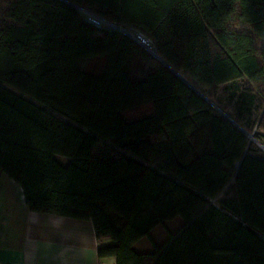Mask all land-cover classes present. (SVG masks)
Returning <instances> with one entry per match:
<instances>
[{
  "label": "trees",
  "instance_id": "1",
  "mask_svg": "<svg viewBox=\"0 0 264 264\" xmlns=\"http://www.w3.org/2000/svg\"><path fill=\"white\" fill-rule=\"evenodd\" d=\"M63 1L0 0V179L116 264H264V0Z\"/></svg>",
  "mask_w": 264,
  "mask_h": 264
},
{
  "label": "crops",
  "instance_id": "2",
  "mask_svg": "<svg viewBox=\"0 0 264 264\" xmlns=\"http://www.w3.org/2000/svg\"><path fill=\"white\" fill-rule=\"evenodd\" d=\"M178 218L156 225L133 248L151 253L145 237L154 247L159 246L161 238L166 239L171 232L168 227L179 225ZM110 243L97 239L89 220L31 211L20 186L1 177L0 264H116L114 257H98V247Z\"/></svg>",
  "mask_w": 264,
  "mask_h": 264
},
{
  "label": "rangeland",
  "instance_id": "3",
  "mask_svg": "<svg viewBox=\"0 0 264 264\" xmlns=\"http://www.w3.org/2000/svg\"><path fill=\"white\" fill-rule=\"evenodd\" d=\"M107 27H109V28H113L111 25H107ZM114 29V28H113ZM115 30V29H114ZM77 68H81V65H79L78 64V66H76ZM57 160L58 161H60L62 164H66V160H64V159H60V158H57ZM3 181H5V180H3ZM226 196V193H220L219 195H217L216 197H213V198H211V202L212 203H214L215 205L217 204V202L221 199V198H224ZM179 220V225H177V227L175 226V227H168L169 228V230H171V232L173 233V232H176L179 228H180V226L183 224V221H182V218L179 216V218H178ZM180 221H182V222H180ZM167 239V238H166ZM165 238H161V241H160V243H159V246L160 245H162L164 242H165V240H166ZM143 241H145L146 243H147V245H149V247H151V252H154L155 250H156V247H154V245L152 244V242L150 241V239H149V237H145V239L143 240Z\"/></svg>",
  "mask_w": 264,
  "mask_h": 264
},
{
  "label": "built area",
  "instance_id": "4",
  "mask_svg": "<svg viewBox=\"0 0 264 264\" xmlns=\"http://www.w3.org/2000/svg\"><path fill=\"white\" fill-rule=\"evenodd\" d=\"M85 19H86L87 22L93 24L96 27H101L104 24L107 26V24L104 21L99 20V19H97V18H95L93 16L87 15ZM127 35H129L130 37H132L134 40H136V42H138L146 50H148L149 52H151L153 54V52L151 50V43H150L149 40H147V39L143 38L141 35L135 34V33H127Z\"/></svg>",
  "mask_w": 264,
  "mask_h": 264
},
{
  "label": "water",
  "instance_id": "5",
  "mask_svg": "<svg viewBox=\"0 0 264 264\" xmlns=\"http://www.w3.org/2000/svg\"><path fill=\"white\" fill-rule=\"evenodd\" d=\"M60 1L64 2L63 0H60ZM64 3H66V2H64ZM66 4L70 5L69 3H66ZM70 6H72L73 8H75V9H77V10H79L77 7H74L73 5H70ZM113 28H114L115 30L119 31V32H123V31H122L121 29H119V28H116V27H113ZM154 57H155L157 60H159L157 56L154 55ZM250 138H251L252 141H254V137H253V136H251Z\"/></svg>",
  "mask_w": 264,
  "mask_h": 264
}]
</instances>
